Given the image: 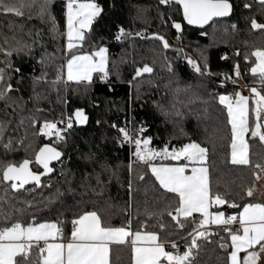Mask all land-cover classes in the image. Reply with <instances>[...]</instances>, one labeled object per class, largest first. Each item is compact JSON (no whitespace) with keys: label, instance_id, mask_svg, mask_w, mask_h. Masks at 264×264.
Here are the masks:
<instances>
[{"label":"trees","instance_id":"16d2710c","mask_svg":"<svg viewBox=\"0 0 264 264\" xmlns=\"http://www.w3.org/2000/svg\"><path fill=\"white\" fill-rule=\"evenodd\" d=\"M92 1L102 12L84 33V40L72 49H67L65 0H52L55 30L51 20L41 19L35 10L31 18L27 10L22 16L0 13V68L5 70V85L11 84L13 89L0 100L4 126L0 176L7 165L25 160L30 170L41 176L40 186L28 183L20 191L6 188L10 181L0 183V228L16 222L24 226L55 222L62 230L61 237L67 239L74 220L96 212L104 226L128 227L130 222L132 231L156 233L160 240L180 244L183 251L191 242L190 233L206 229L209 235L198 240L194 264H230L231 239L225 226L201 227L200 216L194 215L192 222L179 217L184 225L180 227L168 214L175 215L179 198L160 186L148 164L136 160L135 147L121 143L118 129L144 128L139 135L150 139L149 146L156 151L179 149L190 142L206 148L210 192L228 201L213 204V211L239 219L246 204L261 202L247 191L261 170L255 165L264 166V141L250 136V164L231 163V124L219 96L247 94L245 85L261 89L258 75L251 73L256 63L251 54L264 50V30L253 29L251 21L264 24V5L259 0H229L231 17L217 18L201 29L186 24L176 2ZM174 22L181 24V30L172 26ZM120 29L132 35L117 40ZM156 35L163 36L169 47L164 48ZM13 48L23 51L6 55ZM100 48L108 51L107 76L96 72L91 82L66 80L69 57ZM189 59L201 66L204 74L196 72ZM236 64L242 84L234 72ZM144 66L153 71L134 79L137 69ZM250 102L253 110L255 98ZM77 110H83L86 122L73 120V127L63 131L66 125L61 121L74 117ZM45 122L56 123L63 139L45 134ZM9 141L11 147H4ZM45 147L62 153L52 160L49 173L37 161ZM226 227L237 230L240 225L237 220ZM37 251L34 247L28 264H41ZM133 260L130 244L111 245L109 264H133Z\"/></svg>","mask_w":264,"mask_h":264},{"label":"snow or ice","instance_id":"6c2138e0","mask_svg":"<svg viewBox=\"0 0 264 264\" xmlns=\"http://www.w3.org/2000/svg\"><path fill=\"white\" fill-rule=\"evenodd\" d=\"M179 3L183 6L184 19L188 24H199L201 27L216 17L228 16L232 5L229 0H160L161 4ZM261 5H264V0H259ZM52 0H0V13H12L16 16H22L27 10L29 18L35 10L36 14L41 19L47 17L53 24L55 30V20L51 17L50 6ZM248 8L250 5L245 4ZM101 8L92 0L89 2H78V0H68L67 2V27H68V48L75 47L73 36L78 41H83L85 38L84 29L90 28L92 22L100 14ZM178 31L181 30L180 23L172 25ZM235 29V25L232 26ZM253 29L264 30V24L258 23L255 19L251 21ZM37 36L40 34L37 33ZM131 33H126L120 29V33L116 39L121 40L123 37L131 36ZM155 39L163 41V47L168 48L169 43L163 37L156 35ZM7 42V41H6ZM3 51V49H0ZM13 51H23V48H13L6 55L11 56ZM107 49L100 48L95 56L99 57L97 62L93 56H77L73 55L67 62L68 80L91 81L93 72H101L107 76L105 69ZM182 51V50H178ZM238 54V53H237ZM258 60L256 67L251 69V73L258 75V83L261 89L257 87L251 88V93L255 98V107L253 111L252 123H249V102L250 97L235 93L234 95H220L219 102L225 105L231 124L232 143H231V163L235 165H249L248 144L244 139L245 133L251 129V137H259L264 141V50L257 49L251 54ZM188 63L192 64L196 72L204 74V69L197 65L191 59ZM9 67H11L9 65ZM171 70V69H170ZM19 71V69H16ZM153 69L149 66H144L142 69H137L134 79L140 77L144 73H151ZM234 72L237 77L240 76V66H234ZM225 79H230L225 77ZM6 74L5 70L0 68V100L6 98V93L13 91L11 84L5 85ZM235 83V80L232 81ZM53 83H56L55 81ZM181 91V90H177ZM39 99V97H37ZM180 115L179 112L176 113ZM73 118L83 123L87 120L83 110H77L74 117H69L65 123L66 127L63 131L73 127ZM113 127H116L113 125ZM45 129L56 130L58 140H62L61 129H58L56 123L45 122ZM4 126L0 122V138L3 136ZM118 131L122 134L121 143L127 142L134 145L135 151L133 155L136 160L148 164L152 174L159 182L160 186L169 193L175 194L179 198V206L174 211L169 212L173 220H176L180 227L184 225L180 223L179 217L187 220L192 216V213L198 212L202 214V219L199 225L203 227L208 223H215L225 226V231L229 232L231 239V251L229 255L230 264H258L261 259V253H264V204L249 203L243 207V211L237 216H228L224 218L222 212L215 214L209 212V208L215 205H224L228 201L220 194L214 196L210 192L208 181V168L203 166L207 158V149L201 147L196 142H190L183 147L169 150L167 147L161 151L150 149V139H143L139 135L146 131L144 128H139L134 134L127 128H119ZM6 148L11 147V141ZM62 153L52 147L42 148L37 156V161L43 165L45 173H49L52 169L49 167V161L58 160ZM157 157L165 160L186 161L188 163L178 166L161 165L156 166L151 163ZM199 164L200 167H192L191 174H186L188 164ZM256 168L264 171V166L257 164ZM259 178V177H257ZM143 179V177H141ZM10 181L6 186L15 191H20L25 188V185L30 182H35L37 186L41 184V176L29 170V161L25 160L20 165L9 164L3 169L0 176V183ZM131 188V184L129 185ZM6 190V189H5ZM248 196L253 195V190L247 191ZM3 199V197H0ZM232 207H238L236 204H231ZM240 228L232 230L226 226L237 222ZM73 231L71 239L68 243H48L49 238L56 239L57 234H61L62 230L56 224H29L22 225L20 222L0 228V264H28L30 254L33 248H39V244H33V241L45 242L46 247L41 248V254L46 252L43 257V264H109L110 243L124 244L126 238L133 237L131 244L134 252V264H194L195 256L198 255L200 245L199 239H207L209 235L207 230H195L196 234H189L191 238L187 249L180 253L176 243H169L166 240H160L156 234L148 233L142 235L141 232L130 231L131 224L128 227H108L104 226L101 217L96 212H90L82 215L73 222ZM242 231V234H240ZM222 248H227L228 245L221 244ZM258 250H251L256 249ZM167 247L175 249L173 251L166 250ZM196 250V251H194ZM251 250V251H250ZM244 252L245 255L241 259L239 254ZM19 257L20 259H17Z\"/></svg>","mask_w":264,"mask_h":264},{"label":"crops","instance_id":"0c3cea01","mask_svg":"<svg viewBox=\"0 0 264 264\" xmlns=\"http://www.w3.org/2000/svg\"><path fill=\"white\" fill-rule=\"evenodd\" d=\"M66 1V38H67V49H69L68 48V44H69V39H68V35H67V33H68V27H67V2H68V0H65ZM78 2H89V0H78ZM93 2V1H92ZM97 4V3H96ZM101 8V7H100ZM101 12H102V9H101ZM100 12V13H101ZM100 15V14H99ZM98 15V16H99ZM93 23V22H92ZM92 25V24H91ZM91 27V26H90ZM88 29H90V28H87V29H84V33L88 30ZM73 42H74V44H75V46H77V45H79V43H80V41H78V40H76L75 39V35L73 36ZM106 49V48H105ZM98 51V50H97ZM97 51H95L94 53H85V54H75V55H77V56H84V55H88V56H93L94 58H95V60L98 62L99 61V57H96L95 56V53L97 52ZM105 56H106V65H105V69L107 70V66H108V51H106V53H105ZM72 57V56H71ZM71 57H69L68 59H67V61H66V67H65V77H66V80L67 81H72V82H77L76 80H68V72H67V62H68V60L71 58ZM257 64H258V60L256 59V63H255V65L253 66V67H256L257 66ZM98 72V71H97ZM96 72H93V74H92V79H91V81H93V79H94V74H95ZM90 81V82H91ZM237 81L239 82V83H241L242 84V82H241V78L240 77H238L237 78ZM81 82H89V81H81ZM253 87H256V86H253ZM253 87H248L247 85H245L244 86V89L247 91L246 93L247 94H244L243 92H238V93H240L241 95H243V96H246V97H250V99L251 98H254V96H253V94L251 93V88H253ZM258 88V87H257ZM259 89V88H258ZM224 95H231V94H224ZM251 112H252V106H251V102H249V123L251 124L252 123V121H251ZM262 131H264V129H262ZM250 132H251V129L249 130V132H247V133H245V135H244V139H245V141L247 142V144H248V149H247V152H248V157H249V151H250V143H249V138H250ZM233 138V137H232ZM169 150H171V149H169ZM231 153H232V149H231ZM152 164H154V165H156V166H161V165H167V166H178V165H182V164H185V163H188V162H186V161H183V160H181V161H173V160H165V159H161V158H159V157H157L155 160H153L152 162H151ZM201 165H199V164H191V163H189L188 164V168H187V170H186V174H191V169H192V167H200ZM203 166H205V167H207L206 165H205V163H204V165ZM208 168V167H207ZM150 170H151V168H150ZM257 177H259V178H257L256 179V182H255V184H254V186H253V188H252V190H253V195L254 196H256V197H259L262 201L261 202H258V203H261V204H264V171H262V170H260V172H259V174H258V176ZM208 181H209V169H208ZM242 211H243V209H242ZM241 211V212H242ZM209 212H211V213H213V214H215V213H217V212H222V211H213L212 210V206L209 208ZM240 212V213H241ZM88 213H90V212H88ZM223 214H224V212H222ZM86 214V213H85ZM84 215V214H83ZM194 215H198V216H200V219H202L203 217H202V214L201 213H198V212H194V213H192V216L191 217H193ZM183 218V217H182ZM190 218V217H189ZM224 218H227V216L224 214ZM42 223H47V224H56L57 225V227L58 228H60L59 227V225L57 224V223H55V222H42ZM39 224H41V223H39ZM36 225H38V224H36ZM210 225H219V224H215V223H208V224H205L204 225V227H208V226H210ZM127 228V227H126ZM73 231V230H72ZM130 231H132V229H130ZM132 232H136V231H132ZM140 232V231H139ZM72 233V232H71ZM148 233H152V234H156V233H153V232H141V234L142 235H144V234H148ZM240 234H242V231H241V233ZM157 235V234H156ZM158 236V235H157ZM159 238V237H158ZM70 239H71V234H70V236L67 238V239H63L62 237H61V234H57V236H56V239L55 240H53L51 237L49 238V240H48V243H68L69 241H70ZM133 239V237H128V238H126V243H124V244H130L131 246H132V244H131V240ZM34 245L35 244H42L43 245V248L44 247H46V245H45V242L43 241V240H41V241H33L32 242ZM114 244H117V243H110L109 244V248L111 249V245H114ZM133 247V246H132ZM258 247L259 246H257V248L256 249H251V250H258ZM36 248V247H35ZM166 250H168L169 251V248H166ZM250 250V251H251ZM232 251H233V249H232ZM38 253H39V255L41 256V264H43V257H44V255H46V252L45 253H43V254H41V251H37ZM262 254H264V253H262ZM245 255V253L244 252H241L240 254H239V256H240V258L242 259L243 258V256ZM109 262H110V255H109ZM166 263V262H165ZM133 264H134V260H133ZM258 264H264V263H258Z\"/></svg>","mask_w":264,"mask_h":264},{"label":"water","instance_id":"95a60500","mask_svg":"<svg viewBox=\"0 0 264 264\" xmlns=\"http://www.w3.org/2000/svg\"><path fill=\"white\" fill-rule=\"evenodd\" d=\"M230 3V2H229ZM231 4V3H230ZM180 6H181V9H182V14H183V6L180 4ZM232 13H233V7L231 8V11H230V13H229V15L228 16H225V17H216V18H213V20H211V21H209L207 24H204L202 27L199 25V24H188L187 23V21L185 20V22H186V24L187 25H189V26H191V27H195V28H201V29H203V28H207L210 24H212L213 22H214V20L215 19H217V18H227V17H231V15H232ZM183 18H184V15H183ZM40 154V153H39ZM51 162H52V160L51 161H49V165L51 164ZM29 170H30V168H29ZM31 171V170H30ZM32 172V171H31ZM30 183H34V182H30Z\"/></svg>","mask_w":264,"mask_h":264},{"label":"rangeland","instance_id":"374dc122","mask_svg":"<svg viewBox=\"0 0 264 264\" xmlns=\"http://www.w3.org/2000/svg\"><path fill=\"white\" fill-rule=\"evenodd\" d=\"M84 113V112H83ZM84 115H85V113H84ZM86 116V115H85ZM76 123H78V124H84L85 122H83V123H79V122H77L75 119H73ZM56 126H57V128L58 129H61L57 124H56ZM62 130V129H61ZM43 132L45 133V134H47L48 136H53V135H56V130L55 129H53V130H49V129H45L44 127H43ZM148 147L150 148V146L148 145ZM151 149V148H150ZM258 263H264V254H262L261 253V259L258 261Z\"/></svg>","mask_w":264,"mask_h":264},{"label":"built area","instance_id":"2783aa9c","mask_svg":"<svg viewBox=\"0 0 264 264\" xmlns=\"http://www.w3.org/2000/svg\"><path fill=\"white\" fill-rule=\"evenodd\" d=\"M231 95H234V93H231ZM127 129H129V130H130L131 132H133L134 134L136 133V130H137V129H134L133 127H129V128H127ZM121 137H122V134H121ZM124 143L128 144L127 142H124ZM129 145H130V146H134V145H131V144H129ZM189 221L192 222V217L189 218ZM176 244H177V246H178L179 252H180V253H183L184 251H183V248L181 247V245L178 244V243H176ZM39 246H40V247L37 248L38 251H40V249L43 248V245H42V244H40ZM169 251H173V252L175 253L176 250H175V249H171V248H169Z\"/></svg>","mask_w":264,"mask_h":264}]
</instances>
